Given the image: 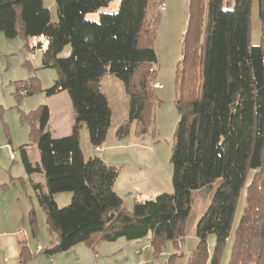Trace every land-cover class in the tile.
<instances>
[{
  "label": "trees",
  "instance_id": "16d2710c",
  "mask_svg": "<svg viewBox=\"0 0 264 264\" xmlns=\"http://www.w3.org/2000/svg\"><path fill=\"white\" fill-rule=\"evenodd\" d=\"M112 1L54 0L57 20L52 23L43 0H0V33L7 39L42 38L37 44V49L44 47L42 67L58 74L44 92H66L73 110L70 135L53 139L43 131L48 110L38 108L32 114L39 128L30 136L39 163L32 166L21 151L25 172L44 176L47 193L37 192V199L49 234L56 235V243L38 253L68 252L78 243H93L92 235L105 242L148 235L152 243L176 240L192 214V194L215 183L209 205L196 222L197 245L187 264H219L228 240L227 264H264V0H255L260 23L256 46L249 41L254 0H189L190 18L195 21V11L200 17L195 25L202 40L198 68L179 85L175 102L178 121L169 158L172 193L134 201L131 211L113 192L117 170L98 157L84 160L78 130L85 125L93 149L104 143L111 112L100 80L109 76L123 84L128 97L127 120L116 136H126L132 122L138 137L148 132L160 11L151 24L148 17L162 0H120L115 13H102L97 21L86 19ZM66 46L68 56L58 57ZM242 191L243 208L232 227ZM59 193L71 194L63 208L53 200ZM209 235H214L210 253ZM22 255L23 250L19 264Z\"/></svg>",
  "mask_w": 264,
  "mask_h": 264
},
{
  "label": "rangeland",
  "instance_id": "374dc122",
  "mask_svg": "<svg viewBox=\"0 0 264 264\" xmlns=\"http://www.w3.org/2000/svg\"><path fill=\"white\" fill-rule=\"evenodd\" d=\"M160 2V1H159ZM149 11L151 24L155 13L160 20L155 32L153 49L156 53V75L152 96L154 105L149 112L148 132L136 135V123L129 125L128 134L122 138L116 131L128 115V97L123 84L114 77L104 76L100 89L106 97L111 112L110 127L104 143L94 152L89 143L85 125L78 130V142L84 160L98 157L106 165L114 167L118 176L113 192L119 196L126 211H131L134 201L171 194L170 152L173 131L178 121L175 102L179 85L195 73L199 55L197 11L190 18L189 0H162ZM50 13V21L57 20L54 0H43ZM120 0H113L106 7L87 14L86 19L97 21L100 14L115 13ZM193 16V14H192ZM198 24V23H197ZM250 45L260 42V23L257 17V2L252 1L250 13ZM42 38L17 35L7 39L0 33V264H19L23 250V264H187L197 245L195 225L209 205L216 187L197 191L191 197L192 214L184 224L183 236L176 240L157 239L151 235L139 240L127 241L118 238L114 242L96 239L91 244L78 243L68 252L46 255L38 253L37 246L49 249L56 243V235L49 234L45 214L40 207L37 192L46 194L43 174L28 175L25 172L21 151L29 163H39V153L33 138V128H39V119L32 114L46 107L48 121L44 132L53 139L68 137L73 125V110L66 92L46 96L45 90L57 79V71L42 67V49L37 44ZM66 46L58 57H66ZM30 94H26L29 92ZM38 186V191L34 186ZM70 193L53 196L58 208L68 205ZM243 208V191L237 203L232 227H235ZM231 240L226 241L219 264H227ZM208 253L214 244V235L206 240Z\"/></svg>",
  "mask_w": 264,
  "mask_h": 264
},
{
  "label": "built area",
  "instance_id": "2783aa9c",
  "mask_svg": "<svg viewBox=\"0 0 264 264\" xmlns=\"http://www.w3.org/2000/svg\"><path fill=\"white\" fill-rule=\"evenodd\" d=\"M163 10H164V7L163 6L160 7V11L162 12ZM36 250L39 252L41 250V248L37 246Z\"/></svg>",
  "mask_w": 264,
  "mask_h": 264
},
{
  "label": "crops",
  "instance_id": "0c3cea01",
  "mask_svg": "<svg viewBox=\"0 0 264 264\" xmlns=\"http://www.w3.org/2000/svg\"><path fill=\"white\" fill-rule=\"evenodd\" d=\"M108 77V76H107ZM94 150V152H97L98 151V149H93Z\"/></svg>",
  "mask_w": 264,
  "mask_h": 264
}]
</instances>
